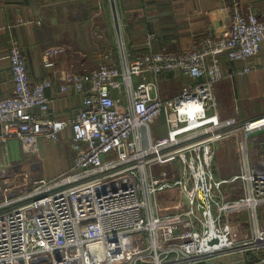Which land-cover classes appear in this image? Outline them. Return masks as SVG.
<instances>
[{
  "label": "built area",
  "instance_id": "built-area-1",
  "mask_svg": "<svg viewBox=\"0 0 264 264\" xmlns=\"http://www.w3.org/2000/svg\"><path fill=\"white\" fill-rule=\"evenodd\" d=\"M264 54V18L238 1L222 27H209L191 48L136 52L122 28L100 65L76 72L85 55L61 44L44 50L45 69L82 96L72 118L52 116L47 91L53 79L34 82L23 47H10L12 94L0 100V145L20 142L39 156L42 142L57 143L72 131L73 166L22 195L0 170V264H207L231 253L264 251L258 209L264 205V114L222 117L215 93L230 76L224 61L255 69ZM68 67L57 70L61 58ZM188 80L172 100L161 95V78ZM165 119L167 133L157 135ZM234 139L245 163L237 176L247 195L217 197L209 147ZM253 145L254 158L249 155ZM180 165L182 171H180ZM171 170L167 171L166 168ZM179 188L167 204L161 192ZM249 212L253 239H233L227 217ZM249 236V231H246Z\"/></svg>",
  "mask_w": 264,
  "mask_h": 264
},
{
  "label": "crops",
  "instance_id": "crops-1",
  "mask_svg": "<svg viewBox=\"0 0 264 264\" xmlns=\"http://www.w3.org/2000/svg\"><path fill=\"white\" fill-rule=\"evenodd\" d=\"M238 1L243 10L252 8L264 18V0H0V100L12 94L13 82L10 69V47L13 41L23 47L29 73L34 82L52 78L53 87L47 91L51 99L52 116L72 118L81 107L82 96L73 88L62 91V83L45 69L42 62L44 50L54 45L72 41L85 50L84 64L76 68L82 73L97 67L105 53L113 48L117 33L122 28L129 45L136 52L143 51L150 42L156 52H179L189 50L193 42L204 35L209 27H222L229 19V9ZM98 35L91 38L89 31ZM88 36V40L87 37ZM68 58H61L57 70L68 67ZM230 76L215 87L219 102V114L231 117L238 114L242 119H252L264 114V54L255 59V69L240 74L241 62L224 61ZM168 74L161 78V95L172 100L166 81ZM188 82V81H187ZM167 126L164 117L157 126V135L165 136ZM72 131L62 134L60 142L71 145ZM264 147V135L260 134ZM52 142H42V151ZM236 143V144H235ZM17 148L22 152L20 142L10 140L0 148ZM211 164L214 182L225 181L217 197L241 198L248 193L247 183L235 177L245 173L238 143L227 140L212 146ZM73 162H74V151ZM253 145L249 155L254 158ZM23 155H25L23 153ZM27 156V155H25ZM224 160V161H223ZM179 188L157 195L163 204L175 200L181 194ZM212 261L207 264H212Z\"/></svg>",
  "mask_w": 264,
  "mask_h": 264
},
{
  "label": "rangeland",
  "instance_id": "rangeland-1",
  "mask_svg": "<svg viewBox=\"0 0 264 264\" xmlns=\"http://www.w3.org/2000/svg\"><path fill=\"white\" fill-rule=\"evenodd\" d=\"M89 35L95 39L98 33L92 29L89 31ZM86 37L88 40L87 35ZM69 43L70 46L83 52L84 55L87 54L85 51L87 48H78L72 41H69ZM100 63L97 62V67ZM187 81L185 78L169 77L166 81L169 95H179L182 87L188 83ZM47 147L46 152L43 151L39 156H25L17 148H0V170H6L8 172L10 181L13 182L22 195L28 194L34 188L40 186L41 181L46 179L50 182L73 166V152L68 144L57 142L51 143ZM166 170L170 171L171 168L168 167ZM180 171H182L181 165ZM228 199L233 200L230 196H228ZM258 214L259 225L264 228V205L258 209ZM227 218L229 219L227 220V224L232 226L234 240L240 237L248 238L246 242L249 243L253 239L252 230L254 219L249 212L238 215L232 213ZM247 230L249 231V236L246 234ZM253 253L247 256L242 253H231L218 259H212V264H264V251L256 252V254Z\"/></svg>",
  "mask_w": 264,
  "mask_h": 264
},
{
  "label": "water",
  "instance_id": "water-1",
  "mask_svg": "<svg viewBox=\"0 0 264 264\" xmlns=\"http://www.w3.org/2000/svg\"><path fill=\"white\" fill-rule=\"evenodd\" d=\"M209 154H210V160L212 161V159H213V150H212V147H209Z\"/></svg>",
  "mask_w": 264,
  "mask_h": 264
},
{
  "label": "trees",
  "instance_id": "trees-1",
  "mask_svg": "<svg viewBox=\"0 0 264 264\" xmlns=\"http://www.w3.org/2000/svg\"><path fill=\"white\" fill-rule=\"evenodd\" d=\"M103 60V59H102ZM253 254H256V253H253Z\"/></svg>",
  "mask_w": 264,
  "mask_h": 264
}]
</instances>
